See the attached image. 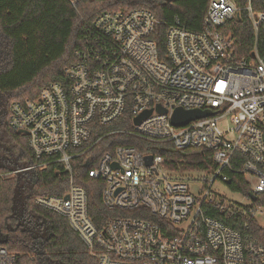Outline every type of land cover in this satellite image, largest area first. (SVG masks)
Wrapping results in <instances>:
<instances>
[{"label":"built area","instance_id":"built-area-1","mask_svg":"<svg viewBox=\"0 0 264 264\" xmlns=\"http://www.w3.org/2000/svg\"><path fill=\"white\" fill-rule=\"evenodd\" d=\"M67 1L75 7L80 0ZM242 13L254 34L248 59L237 57L224 30ZM159 24L147 7L102 11L81 30V44L64 68L66 83L50 82L35 99L10 104L8 124L26 134L41 160L36 166L60 163L69 174L65 194L38 196L35 203L64 216L97 264H264V244L207 213L256 218L252 207L212 196L213 183L226 185L228 173L243 174L256 199L264 194V10L253 0H209L201 31L167 26L162 56L152 39ZM177 108L212 114L174 125ZM125 115L131 128L95 133ZM113 133L175 150L205 148L215 167L195 177L196 171L168 165L160 155H149L147 164L132 146L99 153L97 145ZM76 157H84L88 177L103 183L104 208L123 213L100 227L88 213L86 190L73 182ZM187 181L204 182L202 196H194ZM15 262V253L0 244V264Z\"/></svg>","mask_w":264,"mask_h":264},{"label":"trees","instance_id":"trees-1","mask_svg":"<svg viewBox=\"0 0 264 264\" xmlns=\"http://www.w3.org/2000/svg\"><path fill=\"white\" fill-rule=\"evenodd\" d=\"M208 2L80 0L72 7L67 0H0V238L5 240L2 245L15 253V264H97V260L64 216L35 203L38 196L65 194L69 174L60 163H49L43 168L36 166L41 160L29 150L26 134L11 129L8 124L10 104L15 100L35 99L49 82L66 83L64 68L73 61L74 48L81 44L82 28L90 25L102 11L132 7L151 9L161 22L152 39L162 56L167 26L179 24L201 31ZM253 6L264 10V0H253ZM224 30L234 39L237 57L250 58L254 34L244 13L229 21ZM131 127V118L125 115L105 127H97L95 133L100 135ZM118 145L132 146L144 155H160L168 165L179 164L182 171L215 167L212 151L208 149L175 150L168 143L154 144L122 133L105 136L97 150L111 152ZM83 160L84 157H76L72 161L73 182L86 190L88 213L100 227L108 216L123 213L104 208L103 183L88 177ZM6 173L9 175H4ZM228 176V189L250 194L243 174L235 172ZM254 204L264 208V194L259 195ZM207 213L264 244V227L256 219H227L215 210Z\"/></svg>","mask_w":264,"mask_h":264},{"label":"rangeland","instance_id":"rangeland-1","mask_svg":"<svg viewBox=\"0 0 264 264\" xmlns=\"http://www.w3.org/2000/svg\"><path fill=\"white\" fill-rule=\"evenodd\" d=\"M49 82V81H48ZM47 82V83H48ZM50 83V82H49ZM219 125L222 129H225L229 125V120L226 117L224 120L219 122ZM193 176H202L203 172L196 171L191 172ZM189 191L196 197L202 196V194L205 191V184L202 181H196V182H189L187 181ZM211 192L213 193L214 198H220V200L223 198L226 204L232 203L234 205H242V206H248L252 207L256 210V220L259 225L264 227V208L258 205H253L252 201L249 200L246 197H243L238 192H233L230 189L227 188L225 184H223L220 181H215L211 187ZM222 197V198H221Z\"/></svg>","mask_w":264,"mask_h":264},{"label":"water","instance_id":"water-1","mask_svg":"<svg viewBox=\"0 0 264 264\" xmlns=\"http://www.w3.org/2000/svg\"><path fill=\"white\" fill-rule=\"evenodd\" d=\"M166 1L170 2L171 0H166ZM158 111H161L163 113L166 112L165 109H161V107H159V106H158ZM150 113H151V110H147V111L143 112L142 114L135 117L133 122L135 124H138L141 119L147 117ZM211 114H212V112L210 110H196V109L183 110L181 108H177L173 112L171 122L174 125H183L192 119L200 118V117L211 115ZM144 160L147 164L151 163V156H149V155L144 156ZM249 197L253 201L256 200V196H254L253 194H249ZM65 198H67V196H65ZM4 242H5V240L0 238V244H4Z\"/></svg>","mask_w":264,"mask_h":264}]
</instances>
